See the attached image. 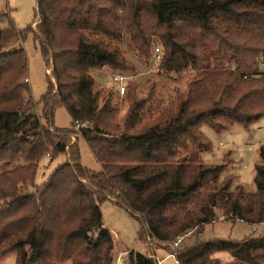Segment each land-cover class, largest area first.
I'll list each match as a JSON object with an SVG mask.
<instances>
[{
	"label": "trees",
	"instance_id": "trees-1",
	"mask_svg": "<svg viewBox=\"0 0 264 264\" xmlns=\"http://www.w3.org/2000/svg\"><path fill=\"white\" fill-rule=\"evenodd\" d=\"M37 13L30 30L46 67L53 64L38 102L24 82L28 56L16 45L26 35L0 25V259L114 264L101 210L112 202L139 217L153 242L152 255L129 252L127 264H159L154 244L179 264H264V233L184 243L217 221L264 224V148L257 192L248 194L221 180L223 165L203 164L210 143L201 132L203 123L220 132L264 117V0H38ZM118 43L157 63L159 74L194 77L167 105H151L153 90L145 99L126 93L129 110L114 123L91 72L136 73ZM58 107L71 116L68 131L53 126ZM80 138L100 172L83 166ZM45 156L66 159L36 185Z\"/></svg>",
	"mask_w": 264,
	"mask_h": 264
},
{
	"label": "rangeland",
	"instance_id": "rangeland-1",
	"mask_svg": "<svg viewBox=\"0 0 264 264\" xmlns=\"http://www.w3.org/2000/svg\"><path fill=\"white\" fill-rule=\"evenodd\" d=\"M37 9L38 0H0V13L4 12L0 25L5 28L15 25L26 35V39L16 45L21 47L28 56V77L24 82L29 84L36 102L47 92V75H51L53 68V64L49 68L46 67L40 42L35 39L34 33L30 30V28L37 27V22L33 24L38 16ZM118 45L122 48L127 59L136 66V73L132 76L130 74L112 73L106 69L92 70L91 72L95 80L96 91L106 95L105 100L101 95V100H103L101 106L105 101L110 100L114 107L115 112L109 113L111 114L109 117L113 118L114 123H123L127 115L129 103L125 100L126 93L131 91L137 99H145L148 93L153 90L157 100L151 105L156 107L160 104L167 105L175 100L178 92L183 93L187 89L189 82L194 77V73L191 71L179 76L159 74L157 63L144 64L132 48L124 47L119 43ZM12 47L8 46L7 50ZM263 62L262 60L259 64L262 71H264ZM116 77L123 79L124 93L120 91V85L115 81ZM52 82L56 85L55 79L52 78ZM41 106L38 104L36 107V112L39 114L42 110ZM53 126L58 131H68L72 128V119L66 108L58 107L55 109ZM201 132L210 143V149L202 153L203 164L209 166L223 165L222 181L231 180L232 188L241 186L246 193L255 194L257 192L256 169L261 163L260 152L264 148V117L248 125L235 123L220 132L209 124L203 123ZM79 147L83 166L93 172H100L102 170L101 165L82 138L79 139ZM65 159V156H59L51 160L49 156H45L39 164L35 184L42 185L46 182L51 174L65 162ZM101 210L104 226L110 230L114 241V264H127L129 252L151 254L149 246L151 240L148 238L150 241L148 243L147 238L143 237L147 235V232L139 217L132 214L126 207L112 202L102 204ZM263 233L264 224L253 226L239 221L224 220L207 224L201 234L191 235L184 243L190 246L196 239L200 241L216 239L242 241L259 237ZM178 245L175 242L174 247L178 248ZM152 248L156 251L162 249L160 245L155 244ZM164 251L166 250L163 249L162 252ZM219 257L223 262H228L231 259L227 253H220ZM16 262V253L7 254L0 259V264H16ZM65 264L72 263L67 262Z\"/></svg>",
	"mask_w": 264,
	"mask_h": 264
},
{
	"label": "crops",
	"instance_id": "crops-1",
	"mask_svg": "<svg viewBox=\"0 0 264 264\" xmlns=\"http://www.w3.org/2000/svg\"><path fill=\"white\" fill-rule=\"evenodd\" d=\"M163 249H159L155 252V258L158 260L159 264H179L175 256L169 254Z\"/></svg>",
	"mask_w": 264,
	"mask_h": 264
},
{
	"label": "built area",
	"instance_id": "built-area-1",
	"mask_svg": "<svg viewBox=\"0 0 264 264\" xmlns=\"http://www.w3.org/2000/svg\"><path fill=\"white\" fill-rule=\"evenodd\" d=\"M158 51V50H157ZM263 67H264V63H263V65H262ZM29 80L27 79V82H28ZM115 81L120 85V91L122 92V93H124L125 92V86H124V83H123V79L122 78H119V77H116L115 78ZM178 244V243H177Z\"/></svg>",
	"mask_w": 264,
	"mask_h": 264
},
{
	"label": "water",
	"instance_id": "water-1",
	"mask_svg": "<svg viewBox=\"0 0 264 264\" xmlns=\"http://www.w3.org/2000/svg\"><path fill=\"white\" fill-rule=\"evenodd\" d=\"M24 122V118H21L20 121L18 122L17 126L21 125Z\"/></svg>",
	"mask_w": 264,
	"mask_h": 264
}]
</instances>
